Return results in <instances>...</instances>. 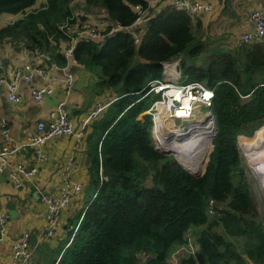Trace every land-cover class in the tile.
<instances>
[{
    "label": "trees",
    "instance_id": "obj_1",
    "mask_svg": "<svg viewBox=\"0 0 264 264\" xmlns=\"http://www.w3.org/2000/svg\"><path fill=\"white\" fill-rule=\"evenodd\" d=\"M36 1L0 0V14H24L0 28V42L23 41L32 52L54 50L57 62L66 66L63 49L69 37L62 26L68 22L74 27L73 0H48L27 12ZM220 1L226 9L232 0ZM159 2L85 0L88 6L105 8L118 25L136 21L137 5L151 18L146 30L138 31L139 41L120 30L75 46L74 58L97 75L100 87L120 93L87 128L83 142H88L96 189L71 222L68 239L52 264H173L171 249L187 242L189 232L195 233L200 248L182 257L181 264H264V223L238 143L240 134H252L264 122V44L210 49L193 31L194 16L173 2L158 11ZM203 53L208 58L200 64L183 57ZM179 55L188 81L214 90L217 132L199 177L155 148L153 120L144 114L153 99L142 98L143 89L163 78V63ZM261 132L264 127L253 137L241 138L251 147L242 146L249 150L245 154L251 163H260L264 156L253 140ZM211 199L219 205L214 214L208 211Z\"/></svg>",
    "mask_w": 264,
    "mask_h": 264
},
{
    "label": "crops",
    "instance_id": "obj_2",
    "mask_svg": "<svg viewBox=\"0 0 264 264\" xmlns=\"http://www.w3.org/2000/svg\"><path fill=\"white\" fill-rule=\"evenodd\" d=\"M47 1L37 0L27 9V12L40 8ZM196 1L210 3L213 6L212 12L200 14L192 20L193 31L202 40L209 42L210 49L237 48L241 33L253 27L251 12L254 10L264 12V0H232L226 9H223L220 0ZM172 2L173 0H160L157 10L160 11L162 7ZM72 8L76 19L74 27L91 25L103 30L115 24L109 18L105 8L88 6L85 0H73ZM23 16L22 12L0 14V28ZM0 62V78L7 81L13 80L15 69L23 63L28 62L48 69L47 78L36 77L32 84L25 80L20 82L21 100L19 102L8 99L5 83L0 90V120H6L10 133V140L6 141L2 138L0 130V148L5 144L19 147L17 152L8 157V165L0 171V217L5 216L6 219L4 223L0 222V234H2L0 264L13 263L14 246L23 239H28L35 248L30 264H52L59 258L71 226L76 222V217L89 202L85 199V193L92 185L88 142L79 143L74 135H62L43 145L41 151L44 159H38L34 148L27 145L28 138L35 133L40 120H49L51 110L60 102H65L69 117L79 126L96 106L106 105L118 95L112 94L110 89L100 87L95 73L79 63L72 62L68 65V70L76 75L73 88L68 90L63 82L58 83L52 94L48 95L43 102H37L31 94V86L44 85L49 80L55 84L62 80L65 66L57 62L55 51L32 52L25 48L23 41L5 39L0 42ZM72 156L78 158L79 167L72 174L70 182L82 183L83 189L73 196L69 207L60 215L54 234L45 235L48 207L42 198L44 195H56L61 192L66 185L63 168ZM18 164L28 167L36 166L38 169L29 178L21 177L19 186L14 184L10 176V168ZM188 242L192 243L196 250L200 248L197 236L189 232L187 242L177 244L171 249L170 256L173 264H181L183 255L172 257L171 254L182 245H187ZM250 264L255 263L250 261Z\"/></svg>",
    "mask_w": 264,
    "mask_h": 264
},
{
    "label": "built area",
    "instance_id": "obj_3",
    "mask_svg": "<svg viewBox=\"0 0 264 264\" xmlns=\"http://www.w3.org/2000/svg\"><path fill=\"white\" fill-rule=\"evenodd\" d=\"M173 4L175 7L187 11L194 17L207 13L211 9L213 10L210 3L199 2L196 0H174ZM135 10L139 13V16L134 23L128 26L112 24L103 30H99L91 25L79 28L70 26L68 22L65 23L62 26V30L68 35L69 40L64 43L63 54L68 60V64L63 68L62 80H59L55 84L49 80L48 83L44 85L31 86L30 90L33 98L37 102H43L48 95L54 92L56 85L61 82L64 83L66 89L70 90L73 88L76 82V75L68 70V65L72 62L78 63L74 58V50L78 41L103 39L104 37L113 35L120 30L134 34L137 41H139L140 36H138V31L145 30L151 16L148 11L142 10L140 5L135 6ZM250 18L253 27L252 29L241 33L238 40V47L244 44H264V12L261 10H254L251 12ZM47 76L48 69L46 67L28 62L23 63L15 69L13 80L7 81L4 78H0V90L2 84L5 83L8 99L12 102H19L21 100L19 86L22 80L32 84L36 77L47 78ZM144 90L145 93L142 98L150 96L153 91L155 92V96L152 97L153 100L151 106L145 111L149 115L153 114L151 133L155 148L159 151L171 150L173 152L172 155L182 162L188 169L195 172L199 171L200 174H203L207 166V156L209 157V154L212 151V149L208 150V148L209 145L213 143V137H215L217 132L216 118L213 112L214 90L207 87L206 84L201 81H190L179 84L169 82L166 78L153 80L143 89V91ZM180 93H183L184 97L187 95L192 99V108L189 109V114L185 117L177 116L178 108L183 105L182 102L176 98ZM106 106L107 105L101 104L96 106L78 126L75 121L69 117L68 112L66 111L65 102H60L51 110L49 120H40L37 123V129L33 135L29 136L27 145L34 148L35 155L38 159H44L41 147L57 137L62 135H74L79 143H81L87 134V128L91 121L98 117ZM203 108L208 111H204L205 113L202 116L198 118L192 116L194 110L201 111ZM172 120L189 121L187 123L181 122L170 124L169 122ZM0 124L2 138L9 141L10 133L6 120H0ZM193 135H201L202 143L200 142V144L206 143V146L204 147L205 149L202 151L199 146V153L196 154V156H192L191 158L183 157L179 150L176 149L178 143L185 141L184 136L190 137ZM18 149L19 147L17 145L12 147L8 144H5L0 148V171H3L5 165H8V157L17 152ZM78 167V158L76 156L69 158L63 168L66 185L59 194L44 195L42 198L48 207V223L44 230L45 235L54 234L60 215L67 207H69L73 196L83 189L82 183L70 182L72 174L78 169ZM37 170L36 166L28 167L24 164H18L15 167L10 168V176L14 184L19 186L21 177L29 178L33 176ZM102 171L103 168L101 166V175H103ZM208 208L209 213L214 214L216 209L219 208V205L214 199H211ZM5 221V216H1L0 222L4 223ZM0 240H2V234H0ZM34 251L35 248L28 239L18 241L14 246V260L12 264H30ZM196 251L194 245L188 242L187 245H182L181 248H178L171 255L173 257L182 254L183 257H189L195 255Z\"/></svg>",
    "mask_w": 264,
    "mask_h": 264
},
{
    "label": "rangeland",
    "instance_id": "obj_4",
    "mask_svg": "<svg viewBox=\"0 0 264 264\" xmlns=\"http://www.w3.org/2000/svg\"><path fill=\"white\" fill-rule=\"evenodd\" d=\"M232 3V1H230V4ZM221 5L223 6V3L221 2ZM213 8V6H212ZM212 10V9H211ZM209 11L207 13H210L212 11ZM204 41V40H203ZM206 42V41H205ZM209 45V42H207ZM210 48V47H209ZM204 54V55H203ZM202 55L198 56L197 58L188 59V56L185 54L183 55L184 59L188 60V62L190 61H194L198 64H200L202 62V60L208 58V56H206V53H203ZM182 55H179L178 57L173 58L170 61H166L164 63V74H163V78H166L169 82H174V83H187L189 82L187 77L185 76V72L183 71V68L181 67V61L183 59ZM168 65V66H167ZM167 66V67H166ZM172 67V68H170ZM170 68V69H169ZM173 69V70H172ZM171 70V71H170ZM166 72V73H165ZM169 73V74H168ZM170 77V78H169ZM110 91L112 92V94L114 95H119V89L118 88H111ZM154 91L150 94V97H154ZM107 106L109 105V103L106 104ZM106 106V107H107ZM105 107V108H106ZM204 111H208L207 109L204 110L201 109V111L198 110H194L192 113V116H196L194 118H198L200 116H202L205 112ZM144 114H147L146 112H144ZM151 118L153 117V114H150ZM193 119V118H191ZM153 120V119H152ZM189 120L187 121H182V120H172L171 122H169L170 124L172 123H187ZM264 127V122L260 125L257 126L256 129L254 130V132H252V134H245L242 133L239 135L238 137V143H239V148H240V152H241V156H242V161H243V166L246 170V176H247V180L250 184L256 205L258 207V211L260 213V218L264 223V186L262 184V180L259 178V176L255 173V170L253 169V167L250 164V161L248 160L247 156L245 155L244 149L242 147L241 144V138L242 137H253L254 135H256L257 131L262 129ZM260 137H264V132H261L260 134H258L253 140H258ZM253 140L249 139V142H252ZM262 145V146H261ZM260 146L262 147V149L264 150V143L260 144ZM213 143L211 145H209L208 150L213 149ZM260 149V148H259ZM255 153V152H254ZM210 155V154H209ZM173 156V155H172ZM174 157V156H173ZM176 158V157H174ZM177 159V158H176ZM209 157L207 156V163H208ZM207 165V164H206ZM206 169V168H205ZM96 189L95 185H91L90 188L86 191L85 193V199L86 200H90V198L92 197L94 190ZM194 233V232H192ZM195 234V233H194Z\"/></svg>",
    "mask_w": 264,
    "mask_h": 264
},
{
    "label": "bare ground",
    "instance_id": "obj_5",
    "mask_svg": "<svg viewBox=\"0 0 264 264\" xmlns=\"http://www.w3.org/2000/svg\"><path fill=\"white\" fill-rule=\"evenodd\" d=\"M170 68H172V67H170ZM176 98H177V100H179L183 104L182 107L178 108L177 116L178 117L179 116H183V117L187 116L189 114V112H188L189 109L192 108V101H191L192 99L190 97H188L187 95L184 97L183 93H180ZM184 140L185 141H183L182 143H178V146L176 149L179 150V152L181 153V155L183 157L191 158L192 156H196V154L199 153V149L196 147L194 148V146L196 145V143H200V142L202 143L201 135H193L190 137H185ZM255 142H257L256 147H258L260 144L264 143V137H260L257 141L255 140L254 143ZM241 144L243 147H245L244 145H247L246 148H248V149L251 148V147H249V144L247 141H244ZM205 146H206V143L200 144V149L203 151L205 149L204 148ZM246 148H243L244 152L246 153V151H247L249 153V150H247ZM195 149H198V150H195ZM250 164L253 167V169L255 170V173L258 171L262 173V174H259V173H256V174L262 180V184L264 186V156L261 157L260 163H257V162L251 163V161H250ZM260 166H261V168H258Z\"/></svg>",
    "mask_w": 264,
    "mask_h": 264
},
{
    "label": "water",
    "instance_id": "obj_6",
    "mask_svg": "<svg viewBox=\"0 0 264 264\" xmlns=\"http://www.w3.org/2000/svg\"><path fill=\"white\" fill-rule=\"evenodd\" d=\"M0 64H1V62H0ZM186 136H184V138H185ZM214 138V137H213ZM160 152H162V153H164V154H166V155H172V151L171 150H160ZM178 160V159H177ZM179 161V160H178ZM180 162V161H179ZM180 164L182 165V166H184L186 169H188L182 162H180ZM188 171L191 173V174H193V175H195V176H197V177H199V176H201L202 174H200V172L199 171H192V170H190V169H188Z\"/></svg>",
    "mask_w": 264,
    "mask_h": 264
}]
</instances>
